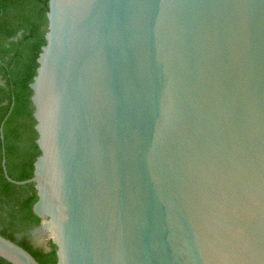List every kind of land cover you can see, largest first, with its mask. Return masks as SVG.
I'll use <instances>...</instances> for the list:
<instances>
[{
	"label": "water",
	"instance_id": "1",
	"mask_svg": "<svg viewBox=\"0 0 264 264\" xmlns=\"http://www.w3.org/2000/svg\"><path fill=\"white\" fill-rule=\"evenodd\" d=\"M47 18L41 153L29 179L2 165L34 183L57 264H264V0H49ZM0 257L40 264L1 233Z\"/></svg>",
	"mask_w": 264,
	"mask_h": 264
},
{
	"label": "trees",
	"instance_id": "2",
	"mask_svg": "<svg viewBox=\"0 0 264 264\" xmlns=\"http://www.w3.org/2000/svg\"><path fill=\"white\" fill-rule=\"evenodd\" d=\"M48 9L49 0H0V233L29 250L40 264H57V246L51 240L49 248L38 245L29 233L42 221L33 211L38 200L34 183L9 181L2 165L5 151L8 174L29 179L41 153L30 83L46 44ZM0 264L10 263L0 257Z\"/></svg>",
	"mask_w": 264,
	"mask_h": 264
},
{
	"label": "rangeland",
	"instance_id": "3",
	"mask_svg": "<svg viewBox=\"0 0 264 264\" xmlns=\"http://www.w3.org/2000/svg\"><path fill=\"white\" fill-rule=\"evenodd\" d=\"M32 239L36 244L49 248L50 235L47 232L41 231V228H38L37 231H35V234L32 235Z\"/></svg>",
	"mask_w": 264,
	"mask_h": 264
},
{
	"label": "flooded vegetation",
	"instance_id": "4",
	"mask_svg": "<svg viewBox=\"0 0 264 264\" xmlns=\"http://www.w3.org/2000/svg\"><path fill=\"white\" fill-rule=\"evenodd\" d=\"M30 233V235H31V238H32V234H31V232H29Z\"/></svg>",
	"mask_w": 264,
	"mask_h": 264
}]
</instances>
